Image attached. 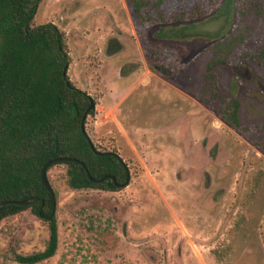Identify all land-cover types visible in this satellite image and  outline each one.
<instances>
[{
	"label": "rangeland",
	"instance_id": "obj_1",
	"mask_svg": "<svg viewBox=\"0 0 264 264\" xmlns=\"http://www.w3.org/2000/svg\"><path fill=\"white\" fill-rule=\"evenodd\" d=\"M137 1L143 16L201 13L180 35L156 36L134 0L38 5L34 23L64 32L68 76L95 102L88 135L130 177L115 190L73 189L65 164L49 167L57 248L35 264H264V67L240 59L264 48V0H237L232 12L222 0ZM219 32H244L231 63L217 66L222 91L239 100L241 130L201 93ZM48 237L28 207L3 218L0 264H22L14 256L43 250Z\"/></svg>",
	"mask_w": 264,
	"mask_h": 264
},
{
	"label": "trees",
	"instance_id": "obj_2",
	"mask_svg": "<svg viewBox=\"0 0 264 264\" xmlns=\"http://www.w3.org/2000/svg\"><path fill=\"white\" fill-rule=\"evenodd\" d=\"M40 1L0 0V202L34 200L25 206L4 205L0 209V221L28 207L47 221L49 227L43 250L14 256L22 264L46 260L57 248L53 201L40 179L45 162L74 157L84 163L92 177L113 175L116 182L124 181L125 166L128 168L115 151L100 150L92 142L98 154L83 136L81 123L85 127L87 116L94 112V109L87 111L91 96L68 76L69 55L64 32L51 21L34 23ZM134 7L140 21L157 25L156 36H163L168 30L180 35L197 24L193 19L201 13L199 8H194L191 12L166 14L159 10L156 15L143 16L140 2L134 0ZM224 7L228 8L227 12L237 7L240 10L237 0H222L220 9ZM216 35L214 55L206 63L201 93L220 103L215 111L225 124L241 130L239 100L222 91L217 66L231 63L230 55L235 45L243 41L244 32ZM240 59H250L264 67V48L243 52ZM58 163L66 165L67 182L73 189L118 188L109 177L90 181L75 161H54L48 168Z\"/></svg>",
	"mask_w": 264,
	"mask_h": 264
},
{
	"label": "water",
	"instance_id": "obj_3",
	"mask_svg": "<svg viewBox=\"0 0 264 264\" xmlns=\"http://www.w3.org/2000/svg\"><path fill=\"white\" fill-rule=\"evenodd\" d=\"M94 107H95V104H94V102H93L92 97H90V104H89V107L87 108V111L90 110V109H94ZM85 114H86V113H85ZM85 114H84V116H85ZM83 118H84V117H83ZM80 128H81V132H82L83 136L87 139L90 148H91L92 150H95L94 145H93L92 141L90 140V138H89V136H88V134H87V132H86V130H85V127H84V124H83V123H81V127H80ZM95 152L98 153V154H100V152H98V151H96V150H95ZM54 161H75V162H78V163L83 167V169H84V171H85V174H86V176L88 177V179H89L90 181H92V182H99V181L104 180V179L107 178V177H109V178L112 179L113 184H114L116 187H124V186H126V185L128 184V182H129L130 174H129V170H128V168H127L126 166H125V171H126L125 179H124L123 182L118 183V182H116L115 177H114L113 175H108V174H106V175H104V176H102L101 178H98V179L92 177V176L90 175V173H89L87 167L84 165V163H83L82 161H79L78 159H76V158H74V157H58V158H55V159H51V160H48L47 162H45V163L42 165V167H41V169H40V179H41L42 184L44 185V187H45L46 190L49 192V194H50V196H51V198H52V201H53V207H54V204H55V196H54V191H53V189H52V187H51V185H50V183H49V181H48V178H47V168H48V166H49L52 162H54ZM120 161L123 162L122 159H120ZM33 201H34V200H3V201L0 202V209H1L4 205H10V204L19 205V206H25V205H28V204L32 203Z\"/></svg>",
	"mask_w": 264,
	"mask_h": 264
},
{
	"label": "flooded vegetation",
	"instance_id": "obj_4",
	"mask_svg": "<svg viewBox=\"0 0 264 264\" xmlns=\"http://www.w3.org/2000/svg\"><path fill=\"white\" fill-rule=\"evenodd\" d=\"M123 182V181H122ZM118 183H121V182H118Z\"/></svg>",
	"mask_w": 264,
	"mask_h": 264
}]
</instances>
